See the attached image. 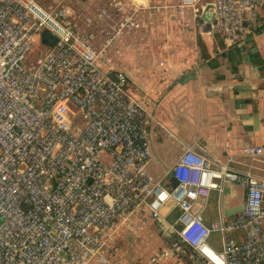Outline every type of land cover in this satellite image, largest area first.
I'll use <instances>...</instances> for the list:
<instances>
[{
    "label": "built area",
    "instance_id": "obj_1",
    "mask_svg": "<svg viewBox=\"0 0 264 264\" xmlns=\"http://www.w3.org/2000/svg\"><path fill=\"white\" fill-rule=\"evenodd\" d=\"M207 1L229 45L261 26L264 0ZM162 7L107 0L77 14L40 0H0V264H128L121 226L132 220L137 229L138 219L143 227L165 206L179 209L178 237L205 264H264V178L252 164L237 169L195 140L170 169L172 187L149 169L151 114L110 48L141 28L142 11ZM44 30L54 45L43 44ZM244 152L255 160L263 147ZM225 183L246 189L242 210L229 216ZM213 190L218 216L207 222ZM213 233L220 249L210 244ZM173 255L166 249L144 264Z\"/></svg>",
    "mask_w": 264,
    "mask_h": 264
},
{
    "label": "crops",
    "instance_id": "obj_2",
    "mask_svg": "<svg viewBox=\"0 0 264 264\" xmlns=\"http://www.w3.org/2000/svg\"><path fill=\"white\" fill-rule=\"evenodd\" d=\"M130 1L163 5L157 11H142L141 28L110 48L115 67L126 72L130 91L145 100L151 114L152 174L170 187L172 165L185 147L199 140L213 157L230 159L241 170L252 164L253 172L264 178V16L259 33L229 45L207 0L195 8L176 6L178 0ZM106 3L99 1V7ZM246 145L263 147V154L253 160L244 152ZM245 196L243 186L230 185L225 202L231 208L242 207ZM217 198L213 190L207 222L218 216ZM179 212L170 206L162 209L161 217L146 227L147 238L134 248L130 261L123 254L128 264H144L152 257L153 246L159 245V253L173 249L174 255L155 264H205L179 239ZM127 228L133 230L132 220ZM234 235L244 239L241 232Z\"/></svg>",
    "mask_w": 264,
    "mask_h": 264
},
{
    "label": "rangeland",
    "instance_id": "obj_3",
    "mask_svg": "<svg viewBox=\"0 0 264 264\" xmlns=\"http://www.w3.org/2000/svg\"><path fill=\"white\" fill-rule=\"evenodd\" d=\"M40 1H41L42 5L48 9L57 8L59 6L66 5L71 9L72 12H75L77 14H80V13L83 14L84 12H86V13L94 12V10L97 7H99V1L100 0H40ZM154 1H156V0H153V2ZM38 51H39V49L37 47H35V49L32 53V57L36 56L38 54ZM210 209L213 212L216 211L215 207L212 204L210 205ZM138 222H139L138 219L134 221V224L136 223L135 225H136L137 229H133V230L128 231L127 226H124V227L121 226V228H120L121 233L119 235V238L121 240V245L123 246V249L128 254L127 258H126L127 260H129V258L132 256V254L134 255L136 253L134 248L138 249L141 247L142 241L145 238H147L146 237L147 234L145 233L146 227H148L154 221L150 220L149 223L143 227H140L138 225ZM160 237L163 241L162 236H160ZM220 237L221 236L219 233H213L211 236V239H210V244L214 247H217V248L220 247ZM164 244L166 246L170 245V243H165V242H164ZM161 246L162 245H159L158 247L153 246L154 250H153V253L151 254V256H154V255H156V253H159L162 250ZM188 250L190 251L191 249H188ZM188 250L186 249V251L188 252L187 254H190Z\"/></svg>",
    "mask_w": 264,
    "mask_h": 264
},
{
    "label": "water",
    "instance_id": "obj_4",
    "mask_svg": "<svg viewBox=\"0 0 264 264\" xmlns=\"http://www.w3.org/2000/svg\"><path fill=\"white\" fill-rule=\"evenodd\" d=\"M212 15L214 16L213 13H212ZM56 41H57L56 37L51 32H49L48 30H44L42 32V42L44 44L54 45ZM249 58H250V55L248 56V59ZM229 186H230L229 183H225V185H224L223 193L225 196L227 195V191H228ZM223 205H224V213H225V215H228V216L233 215L238 211H241L243 208V206L242 207H236V208L235 207L234 208L228 207V205L225 202V199H224ZM179 227H181V226H179Z\"/></svg>",
    "mask_w": 264,
    "mask_h": 264
},
{
    "label": "trees",
    "instance_id": "obj_5",
    "mask_svg": "<svg viewBox=\"0 0 264 264\" xmlns=\"http://www.w3.org/2000/svg\"><path fill=\"white\" fill-rule=\"evenodd\" d=\"M261 29H262V28H260V26H259V27L256 28L255 32L259 33V32L261 31ZM173 180H174V179H173ZM174 183H175V181L173 182L172 185H170V187H172V186L174 185ZM188 248H190V247L188 246ZM190 249H192V248H190Z\"/></svg>",
    "mask_w": 264,
    "mask_h": 264
}]
</instances>
